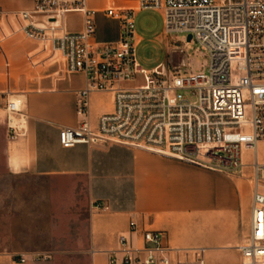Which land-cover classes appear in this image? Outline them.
Returning <instances> with one entry per match:
<instances>
[{
    "label": "built area",
    "instance_id": "obj_1",
    "mask_svg": "<svg viewBox=\"0 0 264 264\" xmlns=\"http://www.w3.org/2000/svg\"><path fill=\"white\" fill-rule=\"evenodd\" d=\"M138 1L140 11L162 12L166 35L192 36L209 55L208 70L172 77L162 66L143 70L136 58L135 9L104 11L120 23L116 44L97 43L98 12L87 0H36L33 10L19 13L28 39L60 53L69 74L86 76L76 106L83 121L63 129L60 142L65 149L122 144L223 174L250 167V227L238 250L241 264H264V0ZM74 14L82 16L80 32L68 31L67 17ZM101 92L113 95L115 107L93 125L89 97ZM5 109L10 140L25 137L18 103L8 101ZM129 226L115 248L92 250V257L106 256L107 264H207L204 248H173L164 233L142 230L134 221Z\"/></svg>",
    "mask_w": 264,
    "mask_h": 264
},
{
    "label": "crops",
    "instance_id": "obj_2",
    "mask_svg": "<svg viewBox=\"0 0 264 264\" xmlns=\"http://www.w3.org/2000/svg\"><path fill=\"white\" fill-rule=\"evenodd\" d=\"M35 1L0 0V143L7 172L16 177L87 180L92 250L115 248L118 236L129 235L131 221L142 230L164 233L173 248L200 247L214 253L239 246L241 227L247 235L250 227L253 171L248 166L238 174H223L122 144L62 146L60 132L78 128L83 121L76 106L87 81L84 74L66 72L49 45L25 36L19 13L33 10ZM87 3L98 12L97 43L116 44L120 23L104 11L131 8L139 1ZM67 21L69 32L83 28L80 15H69ZM8 101L18 103L26 120L27 135L16 141L8 135ZM89 106L87 120L96 125L102 114L113 112V95L93 93ZM249 155L246 152L245 165ZM104 206L108 210H102ZM14 255H0V264H20ZM90 260L107 264L102 255L90 254Z\"/></svg>",
    "mask_w": 264,
    "mask_h": 264
},
{
    "label": "rangeland",
    "instance_id": "obj_3",
    "mask_svg": "<svg viewBox=\"0 0 264 264\" xmlns=\"http://www.w3.org/2000/svg\"><path fill=\"white\" fill-rule=\"evenodd\" d=\"M130 9L136 10V58L143 70L162 66L168 77L208 70L209 55L204 49L194 41L187 42L186 35L164 33L161 11H140L139 4ZM53 54L65 63L60 53ZM261 153L264 162V145ZM4 159L5 147L0 143V255L15 253L13 260L20 264H92L93 210L87 180L12 176ZM247 161L251 163V155ZM244 228L239 246L214 253L206 249L207 264H241L238 248L247 241Z\"/></svg>",
    "mask_w": 264,
    "mask_h": 264
},
{
    "label": "water",
    "instance_id": "obj_4",
    "mask_svg": "<svg viewBox=\"0 0 264 264\" xmlns=\"http://www.w3.org/2000/svg\"><path fill=\"white\" fill-rule=\"evenodd\" d=\"M192 41V36H189L188 38H187V42H191Z\"/></svg>",
    "mask_w": 264,
    "mask_h": 264
}]
</instances>
